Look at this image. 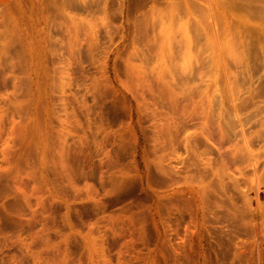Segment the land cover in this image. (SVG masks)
I'll return each instance as SVG.
<instances>
[{"label":"rangeland","instance_id":"374dc122","mask_svg":"<svg viewBox=\"0 0 264 264\" xmlns=\"http://www.w3.org/2000/svg\"><path fill=\"white\" fill-rule=\"evenodd\" d=\"M0 264H264V0H0Z\"/></svg>","mask_w":264,"mask_h":264}]
</instances>
